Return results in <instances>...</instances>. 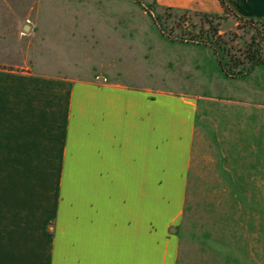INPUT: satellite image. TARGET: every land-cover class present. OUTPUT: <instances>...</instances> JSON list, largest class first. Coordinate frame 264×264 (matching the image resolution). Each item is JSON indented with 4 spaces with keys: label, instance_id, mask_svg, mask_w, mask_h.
<instances>
[{
    "label": "crops",
    "instance_id": "crops-1",
    "mask_svg": "<svg viewBox=\"0 0 264 264\" xmlns=\"http://www.w3.org/2000/svg\"><path fill=\"white\" fill-rule=\"evenodd\" d=\"M156 1L220 12L216 0ZM225 2L264 23V0ZM183 44L211 56L198 92L9 73L0 58V264H180L185 238L192 264L227 240L234 264H264V62L230 77L208 46ZM44 133L59 141L48 145L59 161L51 213Z\"/></svg>",
    "mask_w": 264,
    "mask_h": 264
},
{
    "label": "rangeland",
    "instance_id": "rangeland-1",
    "mask_svg": "<svg viewBox=\"0 0 264 264\" xmlns=\"http://www.w3.org/2000/svg\"><path fill=\"white\" fill-rule=\"evenodd\" d=\"M216 3L217 14L161 6L156 0H0V58L6 59L9 73L71 79L111 74L126 84L198 92L211 80L212 66L206 61L211 56L183 43L214 45L232 73L247 70L249 46L264 62V25L240 19ZM214 30L220 38L213 36ZM46 137L41 134L40 204L41 211L50 206L51 213L59 197V161L58 149L49 156L48 145L59 141ZM186 239L180 264H192ZM231 245L230 240L216 241L209 257L202 246L194 262L234 264ZM244 252L240 249L242 258Z\"/></svg>",
    "mask_w": 264,
    "mask_h": 264
},
{
    "label": "trees",
    "instance_id": "trees-1",
    "mask_svg": "<svg viewBox=\"0 0 264 264\" xmlns=\"http://www.w3.org/2000/svg\"><path fill=\"white\" fill-rule=\"evenodd\" d=\"M218 2L220 3V5L222 6V8L225 11L231 12L230 9H229V7L227 6L225 0H218ZM245 21H247V22H254V23H261L262 25H264V23L259 22V21H254L252 19H246ZM213 36H216L217 38H220L219 36H217V31L216 30H214ZM210 48L215 53V55H216V57L218 59L219 65H220L221 70L223 71V73L225 75H227V76H230V77H240V76H243V75L249 73L254 67H256V66H258L260 64H263V62H260L258 59H256V57H257V49L255 47L249 46L246 49V52L247 53L244 56L246 58L247 62L249 63V66L247 67V70L245 72L232 73L230 70H227L225 68V66L222 64L221 59L218 58V56L216 54V49L217 48L214 45H210Z\"/></svg>",
    "mask_w": 264,
    "mask_h": 264
},
{
    "label": "water",
    "instance_id": "water-1",
    "mask_svg": "<svg viewBox=\"0 0 264 264\" xmlns=\"http://www.w3.org/2000/svg\"><path fill=\"white\" fill-rule=\"evenodd\" d=\"M28 27H24V30H27Z\"/></svg>",
    "mask_w": 264,
    "mask_h": 264
}]
</instances>
